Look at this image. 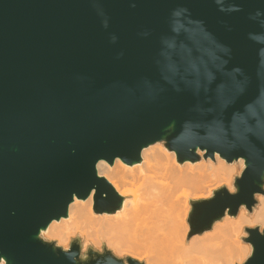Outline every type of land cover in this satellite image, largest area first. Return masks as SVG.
Masks as SVG:
<instances>
[{
	"label": "water",
	"instance_id": "water-1",
	"mask_svg": "<svg viewBox=\"0 0 264 264\" xmlns=\"http://www.w3.org/2000/svg\"><path fill=\"white\" fill-rule=\"evenodd\" d=\"M243 159L232 182L190 199L187 240L264 195V0H0V264H144L104 244L41 232L92 193L124 197L96 164ZM264 264V230L245 227Z\"/></svg>",
	"mask_w": 264,
	"mask_h": 264
},
{
	"label": "bare ground",
	"instance_id": "bare-ground-1",
	"mask_svg": "<svg viewBox=\"0 0 264 264\" xmlns=\"http://www.w3.org/2000/svg\"><path fill=\"white\" fill-rule=\"evenodd\" d=\"M237 165L243 167V159L227 163L217 154L213 159L179 163L175 152L162 142L143 148L141 161L133 165L119 159L112 165L100 160L96 170L124 197L121 209L96 214L91 211L92 193L85 200L74 198L67 217L50 222L41 236L64 247L76 233L96 246L105 239L116 250L122 245L148 247L175 264H240L251 251L249 244L240 241L244 227L257 224L264 230V195L256 196L252 215L242 206L236 216L225 215L210 230L185 241L186 199L191 194L208 198L213 182L230 190Z\"/></svg>",
	"mask_w": 264,
	"mask_h": 264
},
{
	"label": "rangeland",
	"instance_id": "rangeland-1",
	"mask_svg": "<svg viewBox=\"0 0 264 264\" xmlns=\"http://www.w3.org/2000/svg\"><path fill=\"white\" fill-rule=\"evenodd\" d=\"M201 158H200V160L203 158L202 157V155H199ZM199 160V161H200ZM239 169V170H238ZM241 170H242V167H239L238 165L236 166V170H235V172L233 173V175H232V179H234L233 177H235V176H237V175H239L240 174V172H241ZM232 182H233V180H232ZM231 182V183H232ZM220 186H225V185H222V184H220V183H212V185L209 187L210 188V195L209 196H211V194H212V191L214 190V189H216V188H218V187H220ZM226 187V186H225ZM208 188V189H209ZM227 188V187H226ZM228 191H233V189L231 188L230 190H228ZM199 194H191V195H189V197L186 199V203H187V205H188V210H187V212H186V216H185V220H187V214H188V212H189V209H190V205H189V200L190 199H201V198H196L197 196H198ZM261 195V194H260ZM256 200H257V198H256ZM255 209V208H254ZM91 211H92V206H91ZM93 212V211H92ZM253 212H254V210L252 211V212H248V215H252L253 214ZM186 222V224H187V221H185ZM188 225V224H187ZM255 226H259V225H257V224H255L254 226H252V227H255ZM245 228V227H244ZM261 230V229H260ZM188 231H189V226H188ZM187 234H188V232H187ZM187 234H186V237H187ZM76 236H79L81 239H82V241H83V244H84V246L86 245V244H89V245H91L92 247H94V248H96V249H98V250H100L101 249V247H102V244H104L105 246H106V248H108L109 250H111L116 256H118V257H125V256H129V257H132V258H134V259H136V260H138V261H140V262H143L144 264H175V263H173L172 261H170V260H168L166 257H163L160 253H158L157 251H155V249H149L148 247H141V248H139V247H137V248H133V247H131V246H128V245H122V247L120 248V250H116L117 248H115L114 246H112V245H109V246H107L106 244H105V239H101V241L99 242V244H97L98 246H96L95 245V243L93 242V241H91V240H84V238L79 234V233H76V234H74V235H72V236H70L69 237V239H68V243H67V246L66 247H64L62 244H60V246H62L63 248H67L68 247V245H69V242H70V240L72 239V238H74V237H76ZM244 236H246V233L244 232V230H243V234L241 235V237H240V241L241 242H243L242 241V237H244ZM185 237V241L187 242V238ZM49 240H51V241H56L55 239H52V238H49ZM126 240V239H125ZM124 240V241H125ZM243 243H245V242H243ZM245 244H248V243H245ZM139 248V249H138ZM136 253H138L139 255H137Z\"/></svg>",
	"mask_w": 264,
	"mask_h": 264
}]
</instances>
